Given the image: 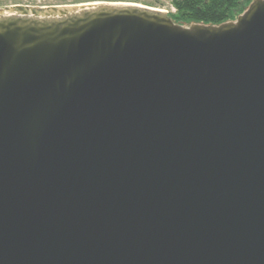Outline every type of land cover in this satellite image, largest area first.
<instances>
[{
    "label": "water",
    "instance_id": "1",
    "mask_svg": "<svg viewBox=\"0 0 264 264\" xmlns=\"http://www.w3.org/2000/svg\"><path fill=\"white\" fill-rule=\"evenodd\" d=\"M0 264H264V0L0 6Z\"/></svg>",
    "mask_w": 264,
    "mask_h": 264
},
{
    "label": "trees",
    "instance_id": "2",
    "mask_svg": "<svg viewBox=\"0 0 264 264\" xmlns=\"http://www.w3.org/2000/svg\"><path fill=\"white\" fill-rule=\"evenodd\" d=\"M174 11L169 15L176 22L189 24L202 22L207 24H220L234 20L242 13L252 0H169ZM150 6L163 7L155 2Z\"/></svg>",
    "mask_w": 264,
    "mask_h": 264
},
{
    "label": "rangeland",
    "instance_id": "3",
    "mask_svg": "<svg viewBox=\"0 0 264 264\" xmlns=\"http://www.w3.org/2000/svg\"><path fill=\"white\" fill-rule=\"evenodd\" d=\"M123 2V3H136L142 5H149V3L155 2L162 5L167 11H174V7L169 0H0V6L15 5V6H63V5H78L93 2Z\"/></svg>",
    "mask_w": 264,
    "mask_h": 264
}]
</instances>
